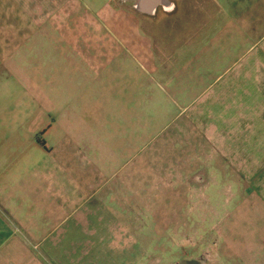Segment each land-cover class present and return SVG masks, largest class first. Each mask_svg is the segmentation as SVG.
<instances>
[{
  "label": "crops",
  "instance_id": "crops-1",
  "mask_svg": "<svg viewBox=\"0 0 264 264\" xmlns=\"http://www.w3.org/2000/svg\"><path fill=\"white\" fill-rule=\"evenodd\" d=\"M170 205L264 264V0H0V264L164 261Z\"/></svg>",
  "mask_w": 264,
  "mask_h": 264
},
{
  "label": "rangeland",
  "instance_id": "rangeland-1",
  "mask_svg": "<svg viewBox=\"0 0 264 264\" xmlns=\"http://www.w3.org/2000/svg\"><path fill=\"white\" fill-rule=\"evenodd\" d=\"M172 205L168 206L167 208L166 223L167 225L169 222L170 225L171 223H174L175 219L173 220V217L176 215V222H182V229L171 231L165 230V244L159 245L160 250H158L157 245L151 246V254H153L154 256L160 254L161 256V252L164 251L165 260H155L156 258L152 259L151 257V260H149L148 263L204 264L207 258V252L212 253V251H214L217 253L216 245H219L220 240L218 235L213 233L214 229L212 228L216 227L218 222H206L205 211H202L199 212L198 222H195L190 226V211H184L180 209L181 211L179 212L178 210H174V208L171 207ZM212 225L214 226L212 227ZM156 233V230L151 228L150 234L155 235ZM178 237H180V239H178ZM211 242H213V244ZM162 247L164 248V250H161Z\"/></svg>",
  "mask_w": 264,
  "mask_h": 264
}]
</instances>
